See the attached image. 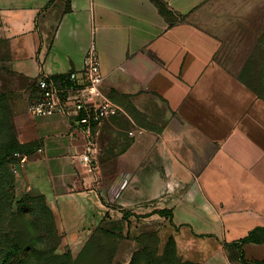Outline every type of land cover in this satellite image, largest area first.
Returning a JSON list of instances; mask_svg holds the SVG:
<instances>
[{"label": "crops", "instance_id": "1", "mask_svg": "<svg viewBox=\"0 0 264 264\" xmlns=\"http://www.w3.org/2000/svg\"><path fill=\"white\" fill-rule=\"evenodd\" d=\"M158 1L165 2L170 18ZM195 4L196 0H0V37L19 45L15 72L28 106L39 75L80 74L86 50L94 42L102 92L112 101L129 99L148 114L153 110L148 99H187L190 84L196 86L211 56L210 47L194 39L188 9ZM28 106L17 117L19 142L28 148V162L18 176L48 201L62 233L61 254L76 256L96 229L122 240L118 256L138 250L142 235L155 233L161 247L177 235L174 225L157 211L173 212L176 205L172 196L159 197L164 185L191 178L183 169L187 165L181 164V129H144L131 141L121 134L119 118H110L98 128L96 147L88 152L81 130L65 116L35 117Z\"/></svg>", "mask_w": 264, "mask_h": 264}, {"label": "rangeland", "instance_id": "2", "mask_svg": "<svg viewBox=\"0 0 264 264\" xmlns=\"http://www.w3.org/2000/svg\"><path fill=\"white\" fill-rule=\"evenodd\" d=\"M158 4L170 18L165 2ZM190 9L196 44L210 47L211 56L187 99H148V114L113 99L120 111L112 118L128 140L137 130L182 131L181 164L191 178L164 185L159 197L172 196L176 205L158 210L177 235L164 247L155 233L144 236L130 256L116 255L123 242L115 237L109 264H264V0H196ZM18 51L0 37V262L44 264L52 251L61 255L60 227L48 201L9 165L11 153L25 149L17 117L28 95L18 86ZM255 229L259 241L243 243ZM13 246L20 247L16 256L5 255Z\"/></svg>", "mask_w": 264, "mask_h": 264}, {"label": "built area", "instance_id": "3", "mask_svg": "<svg viewBox=\"0 0 264 264\" xmlns=\"http://www.w3.org/2000/svg\"><path fill=\"white\" fill-rule=\"evenodd\" d=\"M82 71L51 77L39 75L31 94L28 113L35 117L65 116L81 130L87 141V150L92 152L98 128L108 119L116 116L120 108L101 90L103 76L96 44L92 42L84 55ZM142 134L134 131L130 136ZM11 173L18 175L28 162V155L13 154Z\"/></svg>", "mask_w": 264, "mask_h": 264}, {"label": "trees", "instance_id": "4", "mask_svg": "<svg viewBox=\"0 0 264 264\" xmlns=\"http://www.w3.org/2000/svg\"><path fill=\"white\" fill-rule=\"evenodd\" d=\"M24 148V150L13 151L11 153L9 158V165L14 162V153L17 152L27 154L28 148L26 146H24ZM157 213L159 215L164 214L159 211H157ZM255 231L256 229L251 231L248 237L243 240V243H254L259 241L256 237H254ZM262 232L264 236V231ZM150 234L152 233L140 236L138 238V243H142L140 239ZM114 239L115 236L113 233L107 232L103 229H96L74 260L71 258V254L69 251H65L60 256L55 255L52 251L49 255L45 257L44 264H109L113 256L112 253H114L115 251V249L111 246L112 241H114ZM171 239L172 238H169L164 246H166L171 241ZM19 250L20 247L13 246L5 251V255L16 256ZM2 252L3 251H1V253ZM0 264H16V262H13V260H2Z\"/></svg>", "mask_w": 264, "mask_h": 264}]
</instances>
